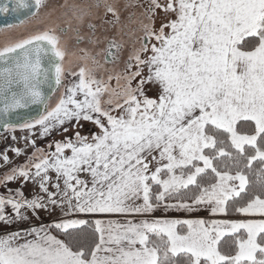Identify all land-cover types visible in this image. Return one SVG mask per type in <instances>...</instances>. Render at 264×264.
Listing matches in <instances>:
<instances>
[{
	"label": "snow or ice",
	"instance_id": "snow-or-ice-1",
	"mask_svg": "<svg viewBox=\"0 0 264 264\" xmlns=\"http://www.w3.org/2000/svg\"><path fill=\"white\" fill-rule=\"evenodd\" d=\"M137 6L149 23L141 21L139 47L126 58L123 43L87 26L88 43L105 45L104 63H123L124 74L107 80L96 74V56L93 67L66 72V52L53 29L0 48L2 126L13 128L11 113L36 106L22 129L30 135L38 129L39 138L65 134L47 148L27 140L32 155L0 179L6 185L21 178L39 188L31 199L19 189L0 196L3 224L28 221L26 213L63 214L51 224L0 235V264H264V180L252 185L245 172L258 162L264 175V0L126 5ZM45 7V0H16L0 12L35 9L36 15ZM91 7L101 4L73 14L83 20ZM104 7L119 22L115 7ZM157 10L167 17L159 28ZM67 76L73 80L65 85ZM145 84L156 88L154 96ZM82 121L98 131L68 135ZM3 161L9 163L6 154ZM200 209L243 218H153L157 210ZM75 214L119 219L67 218ZM93 225L91 243L73 236ZM224 237L231 240L227 250Z\"/></svg>",
	"mask_w": 264,
	"mask_h": 264
},
{
	"label": "rangeland",
	"instance_id": "rangeland-1",
	"mask_svg": "<svg viewBox=\"0 0 264 264\" xmlns=\"http://www.w3.org/2000/svg\"><path fill=\"white\" fill-rule=\"evenodd\" d=\"M97 2L101 4L99 9L91 7L90 14L85 15L83 20H79L73 14L74 12H79L83 9L85 12H89V6H94ZM149 0H45L47 7L39 10L36 15H32L28 19L24 20L23 23L15 24L12 28H2L0 29V48L4 47L6 44L15 42L18 39L27 37L28 35L34 34L38 31H43L45 29L55 30V34L60 37V46L66 52L63 66L67 71H76L79 66L84 65L87 67H93L91 62V56H96L99 63V67H96V74L99 77H103L107 80L108 75L115 76L116 74H124V66L122 62L116 64H105L102 49L105 47L104 44L93 45L89 44L87 37L90 34L88 29V24L96 25L97 34L104 33L109 39L115 38L117 42L123 43L125 45L124 53L125 58L130 54L135 48L139 47V37L142 35L140 31L141 21L143 23H149V21L144 19V8L137 7H126L129 4H144L145 6ZM163 2V0H162ZM111 4L115 7L116 12L120 16L119 22L112 13H108L105 10L104 4ZM132 13V19L129 21L128 16ZM166 15L160 10H157V15L155 16V27L159 28L161 23L166 21ZM60 29H65L61 32ZM78 37H84V39L77 43ZM81 49L86 50L88 54L87 60H81V57L85 56V52ZM99 53V55H97ZM146 72V70H145ZM139 79V78H137ZM66 85L73 80V77L67 76L65 78ZM112 87H117V81L113 79L111 82ZM123 80L120 81V85H123ZM135 86V83L133 84ZM62 90V89H61ZM145 93L149 96H154L156 94V88L152 84H145ZM58 97H53L50 101L49 107L54 106ZM82 127L75 130L70 128L68 135H72L74 131H79L83 136H90L92 133L98 131L96 127L91 122L82 121ZM34 135H30L27 129H22L21 127H13L7 129L4 134H1V138L5 137H15L16 146L21 150V155H16L13 151H6V155L9 158V163L5 164L3 161V156L0 158V179L6 173H10L13 167H17L26 163L29 156L32 155L34 149L27 140L34 139L36 141V146L38 148H47L52 140H60L65 135L62 132H53L50 136L46 138H39V130H32ZM54 150V149H52ZM53 175V174H52ZM19 189L23 192L24 197L31 199L33 196L39 193L38 185L31 181L24 182L22 179L18 178L13 181H8L5 185L0 183V196L14 195L15 191ZM51 190V189H50ZM7 214L15 215L11 208L5 209ZM30 216L28 221H15L9 225H5L0 222V235L6 234L9 231H24L33 226H38L40 224H51L56 220L62 218L63 214L57 210L52 214L47 212H39L38 218L31 217L30 213H26ZM86 216L93 215H80L75 214L70 217V219H85ZM95 219H119L117 216H93ZM153 218H169V219H242L241 218H228L223 215L211 216L207 210L200 209L194 210L192 212L169 210L167 212L163 210H157L153 213Z\"/></svg>",
	"mask_w": 264,
	"mask_h": 264
},
{
	"label": "water",
	"instance_id": "water-1",
	"mask_svg": "<svg viewBox=\"0 0 264 264\" xmlns=\"http://www.w3.org/2000/svg\"><path fill=\"white\" fill-rule=\"evenodd\" d=\"M16 0H0V5L3 4H9L8 6H11L13 3H15ZM35 9L29 10V9H22L18 12H8L7 15H0V26L9 24L15 21H19L22 18H25L29 15H31V12ZM37 112L36 106H33L31 109H17L15 112L11 113L8 117V120L11 124H13L15 127L20 126L25 121L29 120L31 117L35 116ZM3 125V118H0V133L5 132V128Z\"/></svg>",
	"mask_w": 264,
	"mask_h": 264
},
{
	"label": "trees",
	"instance_id": "trees-1",
	"mask_svg": "<svg viewBox=\"0 0 264 264\" xmlns=\"http://www.w3.org/2000/svg\"><path fill=\"white\" fill-rule=\"evenodd\" d=\"M241 131L247 132L248 130L247 129H241ZM259 168H260L259 163L253 162V166H252L251 171H249L248 169H245V172L248 175V179L252 185H256L257 181H259V180H264V175L258 174ZM226 217H228V218H241L240 215L231 214V213L229 215H227ZM85 220H88L89 222H91V221H94V217L93 216H86ZM93 231H94V225L92 227H84L82 231H80V230L73 231V236H79L82 242H84L85 244H88V243H91V241L93 239ZM53 234L57 235L58 238H60V239H64V237L60 236L58 233H56L55 230L53 231ZM230 242H231L230 238H228V237L222 238L221 247L224 250H227L226 245Z\"/></svg>",
	"mask_w": 264,
	"mask_h": 264
},
{
	"label": "built area",
	"instance_id": "built-area-1",
	"mask_svg": "<svg viewBox=\"0 0 264 264\" xmlns=\"http://www.w3.org/2000/svg\"><path fill=\"white\" fill-rule=\"evenodd\" d=\"M16 146V141L12 137L0 138V158L7 150H12Z\"/></svg>",
	"mask_w": 264,
	"mask_h": 264
},
{
	"label": "flooded vegetation",
	"instance_id": "flooded-vegetation-1",
	"mask_svg": "<svg viewBox=\"0 0 264 264\" xmlns=\"http://www.w3.org/2000/svg\"><path fill=\"white\" fill-rule=\"evenodd\" d=\"M5 5H9V4H3V5H0V7H2V6H5ZM35 11V10H34ZM8 13H2V12H0V15H7ZM32 16V14L31 15H29V16H27V17H25V18H22L21 20H19V21H15V22H12V23H9V24H11V25H15V24H19L20 23V21H24V20H26V19H28L29 17H31ZM8 24H5V25H1L0 26V29H2V28H5L6 26H7ZM66 80L64 79V84L66 85ZM58 95H59V93H57L56 94V96H54V97H58ZM17 127V126H16ZM7 130V129H6Z\"/></svg>",
	"mask_w": 264,
	"mask_h": 264
},
{
	"label": "crops",
	"instance_id": "crops-1",
	"mask_svg": "<svg viewBox=\"0 0 264 264\" xmlns=\"http://www.w3.org/2000/svg\"><path fill=\"white\" fill-rule=\"evenodd\" d=\"M53 177H54V174H53ZM21 179V178H20Z\"/></svg>",
	"mask_w": 264,
	"mask_h": 264
}]
</instances>
